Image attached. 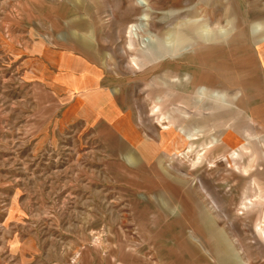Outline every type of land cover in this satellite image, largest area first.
<instances>
[{
    "label": "rangeland",
    "instance_id": "rangeland-1",
    "mask_svg": "<svg viewBox=\"0 0 264 264\" xmlns=\"http://www.w3.org/2000/svg\"><path fill=\"white\" fill-rule=\"evenodd\" d=\"M192 5L209 27L233 18L230 37L210 29L221 42L210 43L218 53L205 66L176 49L153 60L154 36L164 48V33L175 41L191 30L194 44L183 52L199 46L200 22L183 14L163 21ZM139 18L147 45L129 49L127 28ZM250 18L234 0H0V174L5 192L19 194L8 193L5 208L18 222L39 223L44 259L36 264H218L217 231L192 223L201 206L246 264H263L264 238L254 229L261 208L243 214L251 199L237 200L241 175L264 190V38L253 39ZM42 46L84 51L97 63L126 103L119 120L86 123L74 101L53 104L44 90L21 85L15 62ZM178 132L193 135L192 152L175 149ZM256 192L249 198L262 207Z\"/></svg>",
    "mask_w": 264,
    "mask_h": 264
},
{
    "label": "crops",
    "instance_id": "crops-1",
    "mask_svg": "<svg viewBox=\"0 0 264 264\" xmlns=\"http://www.w3.org/2000/svg\"><path fill=\"white\" fill-rule=\"evenodd\" d=\"M234 1H237L242 7L244 13L248 16H251L252 18L250 19L254 20L251 23L250 32L253 39H263L264 0ZM170 13L174 15H165L163 21L168 22V20H171L170 18L177 20V17H181L183 14L185 17L183 19L185 21H197L201 23V29L199 33L200 40L196 41V43L199 44V48L195 45V50L183 52L190 49V47L194 44L191 30L185 31L181 34L179 33L180 35L178 34L179 36L175 41L174 33H164L163 37H167L168 43L164 48L162 45L163 40L161 38L159 39L157 36H154L158 42V47H156L158 49L153 51V60L157 56L161 58L162 55L171 53L176 49L179 51L178 53H182V55L185 56V60L188 62H190L188 59L190 56L189 54H198L200 57V62H193L199 66H205L207 63V56L209 57L211 52L214 54L218 53V44L215 45L214 50H209V48L213 46L210 45V43L214 41L215 43L221 42L220 38H222L224 42L230 37L234 28V20L231 17L228 19L227 24L225 25H219V23H217L214 28L213 26L209 27V20L205 18V16H203L199 11L194 10L193 5L182 10H170ZM193 15H195L196 18H192ZM158 28H160V26ZM210 29L211 32L214 30H219L223 31L224 33H222V36H220L219 39H216L212 33H210L211 35L208 34ZM163 30L165 32V25ZM160 32L161 31H159V33ZM158 35L159 37H162L160 34ZM260 42L261 40H259V43ZM36 48L37 49H33L35 51L25 53L28 55L20 57L15 62L16 67H18L16 72L17 70L20 72L19 77H21V85H25L26 87L35 86L40 90H44L50 99L49 101L53 104H67L70 101H74L78 110L76 115L81 119V121H85L86 123L96 120L97 122H102L104 125H111L119 120V117L124 114L126 111V103L119 101L118 97L114 95L112 78L109 77L106 72H104L99 67V65H97V63L90 61V59L85 56L84 51L72 49H48L47 47L43 46ZM262 48H264V44L259 46V49ZM261 62L264 68V61L262 60V57ZM217 68L219 69V67ZM215 77L217 76L215 75ZM112 111L115 113L114 116L111 114ZM108 114L110 115L108 116ZM234 114L235 113L233 112V117ZM112 116L114 118L113 120L111 119ZM120 133H123V131ZM178 133L180 135L183 134L182 132ZM172 135L174 136V134H170L168 137H165L162 141H160V146H165L166 148L167 140ZM248 137L253 136L248 135ZM131 138L134 137L131 136ZM183 138V141L179 143L175 149L186 146V148L189 149L188 152L190 153L192 146L189 145V140H192L193 135L186 134L183 136ZM257 138L260 139V137ZM260 148L264 149V143ZM251 176L252 175L244 179L245 176L241 175L243 180H246L247 183L241 188L242 190L241 193H239L237 200H240L241 198L253 200V198L249 197H251V193L254 191V186L258 187V192H256L257 196L255 199L257 200L258 198H264V190L260 185H258V182L255 180V178H251ZM223 179L226 180L225 177ZM3 182V174H0V264H36L38 261H42L44 259L42 250L44 246L42 243L36 242V231L40 228L39 223L36 221L18 222V213L13 211L11 208H5L8 205L7 201L11 199V196H9L8 193L11 192L13 195L16 194L17 196L19 194L15 192L16 188H14V186L10 187V191L6 193V185L2 184ZM224 187L226 188V185ZM229 187L230 189H228L227 192H233L231 185ZM201 189L207 196H209V193L203 184L201 185ZM254 201L255 200H253V202ZM212 202L214 203V206L217 210L220 209L218 204L213 199ZM261 204V202H256L254 205H246V210L243 211V214L251 213L255 208H261L260 217L255 222L254 229L260 228L264 238V228L262 227L264 226V202L262 207ZM199 210L200 211H198L196 220L193 219L192 223L196 224V229L210 227V229L217 231L215 238L216 244L212 243V251L214 256H216L217 260L219 261L218 264H246L242 260L241 256L237 253L233 243H229L225 240V231L217 226L213 216L204 210L202 206L199 208ZM25 214H27V212ZM25 218L27 220V217ZM198 223L200 226H197ZM259 240L264 244V240H262V238L259 237ZM189 244L193 250L195 248V253H200L196 246H194L192 243ZM259 257H261L259 259L264 264V253H260Z\"/></svg>",
    "mask_w": 264,
    "mask_h": 264
},
{
    "label": "bare ground",
    "instance_id": "bare-ground-1",
    "mask_svg": "<svg viewBox=\"0 0 264 264\" xmlns=\"http://www.w3.org/2000/svg\"><path fill=\"white\" fill-rule=\"evenodd\" d=\"M142 16H144V15H142ZM142 20H143L142 18H139V22L134 23V24H131L127 28L128 42L126 44L129 47V49H131L132 47H135V44H136L135 42H138L139 43V45H138V47H137L136 50H139L140 48H145L146 45H147V39L144 38V37H140V34L145 31V29H144L145 26L141 22ZM136 66L138 68V64L137 63H136ZM234 151L232 152V156H234ZM205 153H206V150L201 151L200 153H198V160H199V162L201 161L202 157L205 156ZM215 164H216L215 161H211L209 165L211 167H215ZM252 203H253V200L252 199L251 200H248V204H252ZM243 205H244V207H246V204H243Z\"/></svg>",
    "mask_w": 264,
    "mask_h": 264
}]
</instances>
